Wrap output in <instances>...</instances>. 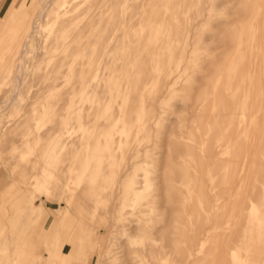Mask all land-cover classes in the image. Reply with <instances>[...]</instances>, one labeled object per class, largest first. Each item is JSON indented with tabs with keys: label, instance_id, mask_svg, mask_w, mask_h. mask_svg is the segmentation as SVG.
<instances>
[{
	"label": "rangeland",
	"instance_id": "1",
	"mask_svg": "<svg viewBox=\"0 0 264 264\" xmlns=\"http://www.w3.org/2000/svg\"><path fill=\"white\" fill-rule=\"evenodd\" d=\"M243 1L0 0V264L30 244L51 264L83 215L99 264L83 196L103 174L123 197L105 264H264V0Z\"/></svg>",
	"mask_w": 264,
	"mask_h": 264
},
{
	"label": "bare ground",
	"instance_id": "2",
	"mask_svg": "<svg viewBox=\"0 0 264 264\" xmlns=\"http://www.w3.org/2000/svg\"><path fill=\"white\" fill-rule=\"evenodd\" d=\"M10 1V0H9ZM51 2L53 1V0H50ZM248 1H250V0H244L243 1V3L241 4V6H242V12H244L245 11V9H246V7H247V3H248ZM252 1V0H251ZM6 2H7V0H6ZM49 2V1H48ZM47 2V4L49 5V4H51V3H48ZM197 2V1H196ZM204 2V1H203ZM46 3H45V5H47ZM204 4H205V2H204ZM259 4V3H258ZM213 5V4H212ZM51 6V5H50ZM209 6V5H208ZM207 6V7H208ZM255 6H257L256 5V1H252V4L250 3V7H251V13H254V10H255ZM46 7V6H45ZM49 7V6H48ZM202 7H203V5H202ZM201 7V8H202ZM197 8H200L199 6L198 7H196V9ZM46 8H43V10H42V12H41V15H40V13L38 14V15H40V17H42L43 18V15L44 14H46V10H45ZM199 11H202V9L201 10H199ZM206 12V11H205ZM203 14V13H202ZM206 14V13H205ZM201 15V14H200ZM207 15V14H206ZM82 16V15H81ZM80 16V17H81ZM196 16V15H195ZM39 17V18H40ZM188 17V16H187ZM190 17V16H189ZM192 17V16H191ZM34 18V17H33ZM194 19H195V17H193ZM201 18V17H200ZM41 20V19H40ZM189 20V19H188ZM191 20V19H190ZM196 20V19H195ZM202 20V19H201ZM200 20V21H201ZM203 20H204V18H203ZM244 20V19H243ZM34 21V19H32V17L30 18V19H26V22L27 23H25L24 22V26L23 27H21L20 29H19V31L18 32H21L22 34L26 31V28H25V24L27 25V24H32V22ZM88 21H89V19H88ZM190 22V21H189ZM196 22V21H195ZM199 22V21H198ZM203 22V21H202ZM39 23V22H38ZM41 24V22L39 23V25ZM86 24V23H85ZM195 24H197V23H195ZM28 25V26H29ZM38 25V24H37ZM197 25H200V24H197ZM41 26V25H40ZM177 26H179V24H177ZM170 27V26H169ZM198 27V26H197ZM40 28L41 27H39V29L37 28V27H35V32L36 31H40ZM74 28V27H73ZM199 28V27H198ZM232 28V27H231ZM240 28V27H239ZM81 29H82V27H81ZM81 29H79V28H75L74 30H72V32L70 33V34H67L64 38H63V36H62V42H61V44H60V46H59V48H61V50L63 51V50H65V51H68V49H70L74 44H77L78 43V41H80V39H81ZM91 29V28H90ZM42 30V29H41ZM230 30V29H229ZM68 31H70V30H68ZM231 31V30H230ZM21 34V35H22ZM28 34V33H27ZM30 34V33H29ZM37 33H35V35H36ZM93 34V33H92ZM18 35H19V33H18ZM228 36H230V33L228 34ZM26 38H25V40H28V41H30V39L31 38H33V36L32 35H28V37L27 36H25ZM231 37V36H230ZM230 37H229V39H230ZM33 40H34V38H33ZM68 42H71L72 44L70 45V47L68 46ZM27 43H31V42H26L25 41V43L24 44H26L25 46H27ZM28 44V45H29ZM32 46L34 45L35 46V44H31ZM30 46V45H29ZM28 46V47H29ZM28 47H27V49H28ZM31 47V46H30ZM199 47V46H198ZM29 50L31 51V48H29ZM63 53V58L62 59H64L65 60V58H66V56H65V52L63 51L62 52ZM179 57V56H178ZM249 57V56H248ZM184 60V59H183ZM21 65V64H20ZM248 65V64H247ZM177 66V65H176ZM173 67H175L174 65H173ZM176 68H178V66L176 67ZM19 69H22V67L21 68H19ZM173 69H175V68H173ZM17 70H18V68H17ZM20 72H21V70H20ZM247 72V71H246ZM16 73H18V71L16 72ZM21 73H19V75H18V79L22 76V74L20 75ZM25 74V73H24ZM247 74V73H246ZM16 75V74H15ZM169 75V74H168ZM175 75V74H174ZM167 76V75H166ZM247 77V76H246ZM17 79V78H16ZM21 79H24L23 78V76L21 77ZM20 79V80H21ZM167 79V78H166ZM19 80V82H22L23 83V81L25 80H21L20 81ZM246 81V80H245ZM169 82V81H168ZM15 83H17V82H15ZM245 83V82H244ZM21 84V83H20ZM17 86V85H16ZM245 86V85H244ZM21 87H19V89H20ZM264 88V87H263ZM163 92V91H162ZM164 93V92H163ZM162 94V93H161ZM158 96V95H157ZM163 96V95H162ZM83 99H84V97H83ZM82 99V100H83ZM81 100V99H80ZM8 103V102H7ZM80 103V102H79ZM263 103V102H262ZM146 104H148V103H146ZM263 105H264V103H263ZM155 106V105H154ZM146 107H147V105H146ZM153 108V107H152ZM155 108V107H154ZM241 109V108H240ZM155 112V111H154ZM248 115V114H247ZM231 116V115H230ZM150 122V121H149ZM206 122V121H205ZM247 122V121H246ZM248 123V122H247ZM205 126V125H204ZM236 128V127H235ZM204 132H206V131H204ZM202 135V134H201ZM200 135V136H201ZM202 138V137H201ZM209 144V143H208ZM254 146V145H253ZM53 147V146H52ZM222 146H216L215 148H213V151H212V153H214V155L215 156H217V155H219V156H217V158H216V160H215V166L217 167L216 169H217V172H219L220 170H222L223 168H224V166H225V163H224V155H225V153L224 152H221V150H222ZM255 147H253V149H254ZM53 149V148H52ZM210 151V150H209ZM51 153V152H50ZM50 153H49V155H50ZM221 153H223V154H221ZM251 153V152H250ZM221 154V155H220ZM52 155V154H51ZM213 155V156H214ZM231 155V154H230ZM253 156V155H252ZM49 157V156H48ZM242 158H244V156L242 157ZM252 158V157H251ZM229 159H232L231 157L229 158ZM243 160V159H242ZM41 161V160H40ZM253 161V160H252ZM251 162V161H250ZM52 163V162H51ZM239 163V162H238ZM253 162H251V164H252ZM241 165V164H240ZM255 164H253V166H254ZM253 168V167H252ZM33 170V169H32ZM254 171V170H253ZM30 172V171H29ZM216 172V173H217ZM229 172V171H228ZM30 174V173H29ZM261 174V173H260ZM105 174H103L102 176H100L93 184H91V186H90V188H89V192H90V194H88V196H83V198H84V201L87 203V205H88V211L86 212V213H89V215H90V217H99L100 219H102L103 221H105V223L103 224V227L100 229V231H103V233H105L106 235H107V237H108V241L104 244V247H103V252L101 253V254H98L97 252L95 253L96 254V258H97V262H100L99 264H105V261H104V258H105V256H107V258H105V259H110V258H114L113 257V254H114V252H112L111 251V249L108 247V245H107V243L109 242V237H112V238H116V236H117V234H118V231H117V226L119 225V222L122 220L121 218H120V216H119V211L121 210V206L123 205V197H122V195H121V193H120V197L121 198H119V199H115V198H112V199H110L109 198V195H111L110 193H109V191H110V189L112 188V187H114L113 186V184H111L112 183V180H111V178H107V177H105L104 176ZM215 175V174H214ZM230 176V175H229ZM228 176V177H229ZM217 178V177H216ZM215 178V179H216ZM233 178V177H232ZM236 178V177H235ZM237 179V178H236ZM236 179H235V181H236ZM247 179V178H246ZM232 180V179H231ZM213 181V180H212ZM250 181V180H249ZM203 182V181H202ZM245 182H246V180H245ZM236 183V182H235ZM248 183H251V181L250 182H248ZM205 184H206V182H205ZM229 184V183H228ZM245 184V183H244ZM252 184V183H251ZM250 185V184H249ZM44 186V185H43ZM212 186H214L215 187V191H213L214 193L215 192H217V189H218V187H219V184L216 182L215 184H214V182H213V184H212ZM253 186V185H252ZM252 186H250V187H252ZM232 187V186H231ZM119 188V187H118ZM249 188V187H248ZM116 190H117V188H116ZM82 191V190H81ZM84 191H86L87 192V189H85ZM85 192V194H87ZM116 193V192H115ZM114 194V193H113ZM112 194V195H113ZM115 195V194H114ZM242 195V194H241ZM81 196V197H82ZM227 199V198H226ZM241 199V198H240ZM241 201V200H240ZM210 202H211V200H210ZM225 204V203H224ZM81 205V204H80ZM79 205V206H80ZM238 205H239V203H238ZM82 206H83V204H82ZM80 208H82V207H80ZM84 208V207H83ZM7 211V206H6V202L5 201H2L1 203H0V216L2 217V216H4V213ZM235 212H237V211H235ZM244 212V211H243ZM84 213V212H83ZM235 214V213H234ZM57 215H58V220H60V218L63 216L62 215V213L61 212H57ZM227 215V214H226ZM88 216V215H87ZM234 216V215H233ZM86 217L83 215V217H82V220H80L81 222H82V225L80 226V228L78 229V231H77V234L75 235V236H73L71 239H72V243L69 245L68 243H67V240H65L66 239V236H68V235H65V237H63V238H61V237H59L58 238V236L56 237V239H55V241L56 242H53L52 243V248L51 249H47L48 250V255H46V259H47V262L46 263H51V264H57L58 262H60V261H62V263H60V264H89V262H90V260H91V258H90V253H94L93 252V249H94V245H97V247H102V241H103V239H102V237H97V235L92 231V232H90L89 231V229H88V225L84 222V219H85ZM220 218V217H219ZM221 219V218H220ZM39 222H49V219L47 218L46 219V215H42L41 216V218L38 220ZM203 221H205V218L203 219ZM1 223V225H2V221H0ZM218 223V222H217ZM10 227H9V231H10V235H11V231L13 230V224H12V220H11V222H10ZM258 230V229H257ZM41 231L43 232V229L41 228ZM57 232H58V229L56 228V229H54V231H53V234L52 235H55V234H57ZM52 237V236H51ZM51 237H50V241H51ZM223 238V237H222ZM37 240V239H36ZM11 242V241H10ZM39 242V241H38ZM131 242V246H135V238H134V241H130ZM178 242V241H177ZM12 243V242H11ZM37 243V242H36ZM182 243V242H181ZM30 244V243H29ZM38 244V243H37ZM177 245V244H176ZM66 247H68V250L67 251H65V248ZM22 248H23V246L21 247V249H20V247H19V251H20V253L22 254L23 253V251H22ZM182 248V247H181ZM175 249H176V247H175ZM185 250V249H184ZM186 250H187V248H186ZM18 251V250H17ZM32 252H34V256H33V258L35 259V262L33 261V263H27L28 261H29V256L31 255V253ZM181 253H183L182 252V250H181ZM184 253H185V251H184ZM16 252L15 253H12L11 254V261H12V264H18L17 262V260H16ZM41 257H42V249L40 248V247H38V246H33V245H29V251H28V254H27V257H25V261H24V264H42V259H41ZM22 258V257H21ZM21 262V261H20Z\"/></svg>",
	"mask_w": 264,
	"mask_h": 264
},
{
	"label": "crops",
	"instance_id": "3",
	"mask_svg": "<svg viewBox=\"0 0 264 264\" xmlns=\"http://www.w3.org/2000/svg\"><path fill=\"white\" fill-rule=\"evenodd\" d=\"M47 225H49V224H47ZM47 225H46V226H47Z\"/></svg>",
	"mask_w": 264,
	"mask_h": 264
}]
</instances>
